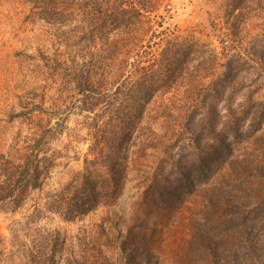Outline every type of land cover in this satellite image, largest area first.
I'll use <instances>...</instances> for the list:
<instances>
[{"label": "rangeland", "instance_id": "1", "mask_svg": "<svg viewBox=\"0 0 264 264\" xmlns=\"http://www.w3.org/2000/svg\"><path fill=\"white\" fill-rule=\"evenodd\" d=\"M169 3L141 64L186 40L196 50L170 54V68L187 60L191 75L149 102L95 103L80 91L92 64L79 39L65 42L32 2L0 0V196H12L0 201V264L44 259L46 233L60 237L48 249L61 264L92 243L124 247L122 264H264V2ZM193 72L204 88L183 101ZM109 168L120 170L116 194L77 211L78 183Z\"/></svg>", "mask_w": 264, "mask_h": 264}, {"label": "trees", "instance_id": "2", "mask_svg": "<svg viewBox=\"0 0 264 264\" xmlns=\"http://www.w3.org/2000/svg\"><path fill=\"white\" fill-rule=\"evenodd\" d=\"M26 1L33 3L37 8L36 13L46 22L57 26V30L64 37L65 42L75 38L79 39L78 43L82 45L81 50L89 51L91 56L89 63L92 64V67L81 69L77 79L79 80L80 91L95 103L105 98L123 96H131L135 100L142 98L145 102H149L153 99L157 88L162 87L161 89L166 91L168 87L177 83L178 79H185L191 75L184 76L182 74L185 72L187 74V68H185L187 60H178L177 66L174 69L170 68L172 63L170 54L182 50L185 52L184 56H187L188 53L196 50L197 44L186 40L177 42L175 45L168 44L163 51V59H154V62L150 64L151 70L141 64L157 43L156 38L164 33V30H158V28L163 27L165 15L161 14V10L168 13L171 6L169 0ZM228 1L233 3L244 2L243 8H251L253 2H264V0ZM233 25L237 30L239 29L238 21ZM90 47L92 50L89 49ZM213 57L216 58V55ZM177 70L182 72L176 73ZM134 72L140 73V76L132 79ZM157 74L161 76L160 80L156 78ZM192 77L193 83L190 88H186L182 97L183 101L193 100V96L195 99L204 88L205 75H202L201 72L196 74L193 72ZM127 85L132 86L131 92L127 91ZM167 113L171 115L170 108L167 109ZM153 143L155 141L150 142V144ZM120 161L117 158L112 159L111 156L109 166L111 163H119ZM108 173L109 177L99 178L98 181H94L92 178H83V181L78 183L77 189L82 194L80 198L82 203L76 205L77 211H90L96 207L95 203H98L101 197H107L109 193L110 195L116 194L120 186V182L117 180L120 176V170L117 169L115 172L109 168ZM90 176H97V172ZM98 183L101 185V189H99L100 186L97 187ZM14 184H11L10 187ZM38 184L39 182L36 183V185ZM10 197L12 196H0V201ZM52 199L54 207L61 209L58 210V213H63L64 206L62 203L64 199L60 195H55ZM17 200L19 198L14 199V201ZM28 224L31 223L28 222ZM38 229L32 228L34 232ZM203 233L201 236L202 243L208 246L205 238L206 232ZM45 238L47 245L44 243V246L40 247L46 251V256L36 264H61L60 261L58 262L52 257L48 249V244L59 245L60 237L56 233H46ZM212 242L209 248L216 252L220 248L219 244L213 240ZM88 246L85 252L80 251V256L77 260L75 259V264H122L121 258L125 250L124 247L122 249L113 246L104 250L102 248L104 244L101 246V243L99 245L92 243ZM30 263L26 262V264ZM63 264L71 263L64 261ZM125 264L129 263L125 262Z\"/></svg>", "mask_w": 264, "mask_h": 264}]
</instances>
